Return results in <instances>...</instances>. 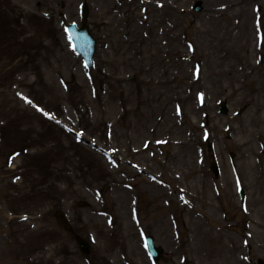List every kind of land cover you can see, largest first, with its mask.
<instances>
[{"label": "rangeland", "instance_id": "rangeland-1", "mask_svg": "<svg viewBox=\"0 0 264 264\" xmlns=\"http://www.w3.org/2000/svg\"><path fill=\"white\" fill-rule=\"evenodd\" d=\"M83 1L0 0V264H151L141 229L165 249L158 264L259 263L264 0H224L218 18L217 0L200 10L197 0H88L98 38L91 72L63 32L80 23ZM194 61L203 63L198 80ZM59 208L92 242L90 255L55 218Z\"/></svg>", "mask_w": 264, "mask_h": 264}, {"label": "bare ground", "instance_id": "bare-ground-1", "mask_svg": "<svg viewBox=\"0 0 264 264\" xmlns=\"http://www.w3.org/2000/svg\"><path fill=\"white\" fill-rule=\"evenodd\" d=\"M224 0H217V2H216V0H215V2H216V8L215 9H213L212 11H210L211 12V14H210V16L212 17V18H218V17H216V16H219V15H223V12L220 10L221 9V4H222V2H223ZM228 1V3H226V4H228V6H230V8H234L235 6H236V0H227ZM214 2V1H213ZM217 5H218V8H217ZM218 12V13H217ZM233 15L232 14H230V15H228V17L229 18H231ZM250 13H248L247 14V17H248V19L250 20ZM106 22V24H109V22L108 21H105ZM111 25H114V20L110 23ZM109 24V25H110ZM236 75V74H235ZM237 76V75H236ZM174 154V156H176V154L175 153H173Z\"/></svg>", "mask_w": 264, "mask_h": 264}]
</instances>
